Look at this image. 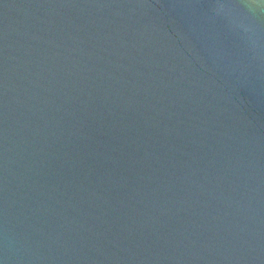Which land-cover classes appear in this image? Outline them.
<instances>
[{"label": "water", "instance_id": "1", "mask_svg": "<svg viewBox=\"0 0 264 264\" xmlns=\"http://www.w3.org/2000/svg\"><path fill=\"white\" fill-rule=\"evenodd\" d=\"M211 4L0 0V264H264V18Z\"/></svg>", "mask_w": 264, "mask_h": 264}, {"label": "clouds", "instance_id": "2", "mask_svg": "<svg viewBox=\"0 0 264 264\" xmlns=\"http://www.w3.org/2000/svg\"><path fill=\"white\" fill-rule=\"evenodd\" d=\"M260 8L257 0H212L210 12L213 18L222 19L227 28L241 38L247 50L258 58L261 37L256 21L264 18V11L251 18L249 12Z\"/></svg>", "mask_w": 264, "mask_h": 264}]
</instances>
